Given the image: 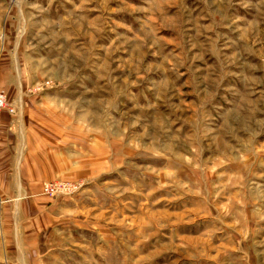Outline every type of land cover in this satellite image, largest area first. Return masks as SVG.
<instances>
[{
  "label": "rangeland",
  "instance_id": "rangeland-1",
  "mask_svg": "<svg viewBox=\"0 0 264 264\" xmlns=\"http://www.w3.org/2000/svg\"><path fill=\"white\" fill-rule=\"evenodd\" d=\"M0 89V264H264V0H0Z\"/></svg>",
  "mask_w": 264,
  "mask_h": 264
},
{
  "label": "built area",
  "instance_id": "built-area-1",
  "mask_svg": "<svg viewBox=\"0 0 264 264\" xmlns=\"http://www.w3.org/2000/svg\"><path fill=\"white\" fill-rule=\"evenodd\" d=\"M7 96L5 94V92L3 90L0 89V123L2 120V116H3V111L7 108ZM52 186H50L49 184H47L45 186V189L47 191L51 190Z\"/></svg>",
  "mask_w": 264,
  "mask_h": 264
}]
</instances>
